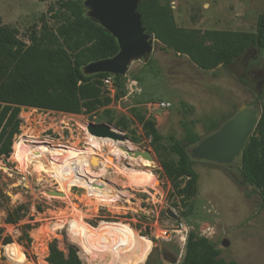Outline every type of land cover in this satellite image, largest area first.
I'll return each mask as SVG.
<instances>
[{
  "label": "rangeland",
  "instance_id": "1",
  "mask_svg": "<svg viewBox=\"0 0 264 264\" xmlns=\"http://www.w3.org/2000/svg\"><path fill=\"white\" fill-rule=\"evenodd\" d=\"M50 5L55 12L58 0H0V24L15 27L19 38L30 43L42 18L52 29L69 19L65 11L52 18V12H47ZM170 7L178 26L255 32L264 0H170ZM261 71L264 49L248 52L247 59L239 58L229 66L203 70L155 42L151 61H132L118 92L105 107L88 114L21 107L19 131L9 155L0 156V264H10L5 251L10 243L18 244L24 256L15 258V264H45L51 242L56 243L60 260L69 259L74 251L82 264H179L184 235L190 231L208 238L226 260L264 264V204L257 190L241 179L238 168L194 161L196 194L190 199L178 196L163 174L151 137L131 114L135 109L151 119L163 144L171 137L183 139L189 130L204 136L212 123H221L239 106L254 102L262 106L264 85L259 90L254 83V74ZM160 101L169 106L152 105ZM90 122L110 124L124 134L125 143L149 150L154 160L134 158L123 150L115 157L102 140L100 148L91 146L86 130ZM45 144L62 146L53 148L62 155L54 157L48 171L35 162L26 167L29 147ZM92 155L103 161L92 164ZM77 165L79 176L88 177L89 184L67 180ZM100 180L110 187L102 188ZM49 190H63L66 198L48 194ZM18 205L22 206L20 219L6 222ZM78 215L83 224L94 228L125 227L129 239L137 232L140 252L130 246L110 249L102 245L96 247L102 260H88L81 253L80 235H74L70 227ZM180 222L185 226L182 231ZM161 229L167 230L165 236H157ZM8 237L11 242L5 243Z\"/></svg>",
  "mask_w": 264,
  "mask_h": 264
},
{
  "label": "trees",
  "instance_id": "2",
  "mask_svg": "<svg viewBox=\"0 0 264 264\" xmlns=\"http://www.w3.org/2000/svg\"><path fill=\"white\" fill-rule=\"evenodd\" d=\"M82 2L58 0L55 12H52L53 6L50 5L47 12H52V18H57L59 12L65 11L69 19L52 29L42 18L38 31L30 35V43L19 38L15 27L0 24V46L12 47L0 48V156L9 155L13 137L19 131L21 107L88 114L107 106L118 92L124 76H113L116 92L110 97L102 86V78L107 73L86 75L82 72L84 64L112 56L118 49L115 39L85 16ZM138 11L142 13L143 25L154 35L161 49L184 55L203 70L229 66L252 49H264V12L257 18L256 31L247 32L178 26L170 0H141ZM150 61L151 57L147 63ZM131 111L133 118L151 137L158 163L176 194L185 199L193 197L197 190L198 173L193 169L194 161L189 159L186 148L201 136L189 130L183 139L171 137L169 143L163 144L155 123L145 119L135 109ZM118 125L123 128L126 126L124 123ZM219 125L212 123L207 134ZM12 147L14 150L15 141ZM18 147L17 142L14 154ZM238 170L241 179L257 190L264 204V103L255 131L242 150V164ZM21 211L22 206H16L8 213L6 222L16 223ZM136 234L133 231L129 239L128 229L122 226H83V237L93 247L103 245L114 249L115 246H130L139 253L140 239H135ZM9 242L11 238L8 237L5 243ZM219 254V249L208 238L190 231L179 264H243L226 260ZM46 262L82 264L74 251L69 259L60 260L55 242L48 246Z\"/></svg>",
  "mask_w": 264,
  "mask_h": 264
},
{
  "label": "water",
  "instance_id": "3",
  "mask_svg": "<svg viewBox=\"0 0 264 264\" xmlns=\"http://www.w3.org/2000/svg\"><path fill=\"white\" fill-rule=\"evenodd\" d=\"M141 0H83L85 16L107 31L116 41L118 49L109 57L90 61L82 66L86 75L107 73L124 76L129 64L134 60L146 63L154 50V35L143 25L142 13L138 11ZM257 52V49L251 50ZM248 51V52H251ZM248 52L242 58H247ZM262 112L258 102L239 106L231 116L220 125L201 136L194 144L186 148L192 161L211 163L225 169L240 167L242 150L255 131ZM90 135L99 138H111L124 141L126 138L118 129L108 123H87ZM117 130V131H116ZM128 156L154 160L149 150L119 147ZM48 194L62 195L59 190H49ZM226 244V243H224Z\"/></svg>",
  "mask_w": 264,
  "mask_h": 264
},
{
  "label": "bare ground",
  "instance_id": "4",
  "mask_svg": "<svg viewBox=\"0 0 264 264\" xmlns=\"http://www.w3.org/2000/svg\"><path fill=\"white\" fill-rule=\"evenodd\" d=\"M88 140H89V143L91 144V146H95L96 148H100V145H101L100 141L101 140H102V142L107 143L109 145V151L115 157H118L119 154L121 155V153H123L121 151V149L119 148L121 145L126 146L129 149H134L131 144L125 143V140L124 141H116V140H113L111 138H101L100 139L99 137H95L93 135H89ZM58 147H59V145H58ZM53 148L59 150V148H62V146L59 147V148H57V146H49L48 147L47 144L42 145V146H37V145L30 146L29 147L28 156H27V159H26V161H27L26 162V167H28V165L31 164L32 162H35L36 165H37V167L41 168L42 170H47L46 167L48 165H51L52 161L54 163V157L56 155L57 156L58 155H60V156L62 155L61 151H56ZM91 157H92V160H91V163L92 164H95L96 161H98V163H100V162L103 161L97 155H92ZM107 158L109 160L113 159L111 155L108 156ZM56 159H58V158H56ZM142 164L143 165H148V162L146 160H143V163ZM79 172H80V167L78 165L77 166H73L72 167V174L68 175L67 180L70 181V182H79V181H82L85 184H89L90 179L88 177H81V176H79ZM137 177H139V176H137ZM103 181L104 180H100V182H99L100 185H101V187L102 188H105V189H108L110 186L107 185V184L104 185L103 184ZM125 181H126V178H125ZM138 184H139V182H138ZM59 191L62 192V195H58V196H61L62 198H66L65 191H63V190H59ZM74 216H76V215H74ZM83 225L84 224H83V221H82L80 215H78L76 218H74L72 224L70 225L72 233L74 235H78V236L80 235V245H81V253H82V255L84 257H86L90 261L93 260L95 257H99L102 260V257L96 251V247L91 246L93 244H91L90 242L89 243L91 245H89L86 242V240L84 239V237H83ZM95 246H98V245H95ZM5 251L10 256V259H11L10 260V264H15L14 263L15 262V258H17V257H21V258L24 259V256L22 254L21 248L16 243H10V244L6 245V250ZM6 252H5V254H6Z\"/></svg>",
  "mask_w": 264,
  "mask_h": 264
},
{
  "label": "built area",
  "instance_id": "5",
  "mask_svg": "<svg viewBox=\"0 0 264 264\" xmlns=\"http://www.w3.org/2000/svg\"><path fill=\"white\" fill-rule=\"evenodd\" d=\"M114 75L112 74H108L105 77L102 78V86L103 89L105 90V93L110 96L113 97L115 92H116V85L114 83ZM133 85H135V82H132ZM153 106H155L156 108H161V107H168L169 104L167 102L164 101H160V102H155L152 104ZM179 228L180 230H184L185 226L182 222L179 223ZM167 234V230L164 229L160 231V233H157V236H165ZM184 236H187V234H185Z\"/></svg>",
  "mask_w": 264,
  "mask_h": 264
},
{
  "label": "flooded vegetation",
  "instance_id": "6",
  "mask_svg": "<svg viewBox=\"0 0 264 264\" xmlns=\"http://www.w3.org/2000/svg\"><path fill=\"white\" fill-rule=\"evenodd\" d=\"M253 56V55H252ZM248 58V56H247ZM246 58V59H247ZM247 61V60H246ZM247 64V62L243 63V66H245ZM254 83L255 86L260 90L262 88V86L264 85V71L261 72H257L256 74H254Z\"/></svg>",
  "mask_w": 264,
  "mask_h": 264
}]
</instances>
